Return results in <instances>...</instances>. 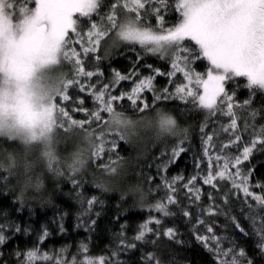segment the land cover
I'll return each instance as SVG.
<instances>
[{"label": "trees", "instance_id": "16d2710c", "mask_svg": "<svg viewBox=\"0 0 264 264\" xmlns=\"http://www.w3.org/2000/svg\"><path fill=\"white\" fill-rule=\"evenodd\" d=\"M109 1L103 0L99 14L76 17L77 30L92 23L107 24L106 16L111 7ZM177 2L168 0V8L161 9L165 29L174 27L181 20L176 10ZM154 7L158 5H149L141 10L140 23L158 30L157 18L151 14ZM125 12H119L118 20ZM130 14L135 17V12ZM90 19L94 21L88 24ZM121 21L124 19L121 18ZM43 27L38 26L34 34L40 36ZM115 30L111 29L101 41L99 54L89 53L85 56L80 49L81 57L86 59L83 61L85 70L99 71L102 75L88 82L84 77H78L71 66L61 65L63 69L67 68V75H74L72 80H79L85 87V91L81 92L80 84H74L72 88L76 95L70 104L58 98L56 107L57 110L64 108L73 120L90 121L83 127L73 126L60 113L62 117L57 124L63 130H60L61 133L74 132L79 138L75 141L76 145L83 138L91 140L90 144L84 142L78 150L86 160L85 165L71 168L69 175L62 169L61 163H55L50 167V173L60 176L54 174V178L45 173L42 167L37 172L33 166L29 172L23 164L11 170L0 167V226H3L0 234L5 237V242L0 244V264H29L26 254L30 251L37 252V258L31 264H58V261L62 264H84L86 260L96 264L101 259L104 264H219L214 244L208 241V248H212L209 251L204 242L197 239V236L212 235L221 239L222 249L234 248L237 253L244 250L245 255L240 258L243 264H249V261L251 264H264V251L258 246L260 240L257 233V229L264 225L261 219L264 208L233 188L229 179H217L215 188L203 182V178L209 174L210 162L213 171H216L217 164L223 165V160L214 159L217 154L235 158L246 145L251 144L254 128L264 123V91L249 88L244 77L226 82L225 88L233 96L232 102L243 103V106L234 109L241 139L226 153H220V146L235 138L231 131L223 130L230 123V118L219 113L210 115L207 110L194 104L192 98L182 100L174 95L177 86L186 81L183 73L177 72L172 77L168 75L173 72L175 50L162 57L139 44L125 45L115 38ZM111 40L118 41L114 43L116 47H110L113 44ZM184 44L198 51L194 43L185 41ZM83 45L88 46V39ZM188 68L202 75L207 72L208 64L203 58L192 59ZM156 70L163 75H156ZM115 72L129 78L114 84ZM148 76L155 77L154 90L144 91L136 106L127 98L114 104L116 111L122 113L124 118L140 119L136 139L125 136V129L133 127L132 121L127 127L117 128L106 123L109 119L106 112L101 113V121L90 117V113L99 109L98 102L87 91L90 85H96V90H99L107 84L111 93L119 96L122 92H131L135 83ZM191 86L195 87L194 84ZM157 96L160 99H156ZM79 100H83L82 105L77 103ZM245 101L250 102L245 104ZM144 103L148 107L140 111ZM81 107L87 111L74 110ZM253 111L255 117L251 115ZM160 116L172 117L176 121L174 129L163 131ZM250 120H253V125H246L251 123ZM101 134L104 151L95 156L93 153L101 141L96 138L94 143L93 138ZM209 136L213 137L210 155H205V141ZM75 142H69L66 138L62 141L63 146L65 143L67 146L64 148L65 155H60L65 165L72 162L69 155L75 150ZM12 146L0 140V160L7 163L5 158L9 154L14 155L18 147L16 143ZM178 148L183 151L174 157L173 152ZM24 156L19 158L34 161L36 157ZM105 170L111 171L113 176L104 177ZM230 171L234 172L235 169ZM240 171L243 175L251 173L250 190L264 195V191L257 187L264 185V146L256 145L250 158L240 165ZM177 177L181 179H175ZM192 177L198 179L191 185L192 191H189L185 185ZM169 184L175 189V203L168 205L172 214L164 216L155 211L154 206L167 202V196L172 194ZM25 185L28 189L23 196L21 189ZM197 189L199 200L195 198ZM90 200L94 201L91 205ZM209 208L214 214H208ZM185 211L189 212L188 216L184 215ZM154 219L160 223H150L148 226L152 231L146 233L143 240H136L141 225ZM209 227L213 233H208ZM241 228L247 235L241 232ZM168 229L174 230V238L164 235ZM45 256L48 259H43Z\"/></svg>", "mask_w": 264, "mask_h": 264}, {"label": "snow or ice", "instance_id": "6c2138e0", "mask_svg": "<svg viewBox=\"0 0 264 264\" xmlns=\"http://www.w3.org/2000/svg\"><path fill=\"white\" fill-rule=\"evenodd\" d=\"M35 3V12L28 23L33 28L40 23L47 26V39L49 41L47 62L59 65L61 60L74 61L76 75L86 77L88 80L102 75L99 71H86L80 54L75 49H72L70 53L65 51L66 37L69 32L80 35L77 32V20L74 18V14L78 13L82 17H90L93 13H97L102 0H35ZM153 4L158 5V7L151 10V14L157 18L158 30L140 23L141 10H145ZM168 6V0H117L116 3L111 5L110 13L106 16L107 25L91 24L89 31L86 33L88 46H83L82 40L76 42L82 44L83 54L87 56L89 53L97 52L101 41L109 34L111 29L119 28L117 35L121 40L138 43L153 54L159 53L163 57L167 52L174 49L173 72L168 73V75L172 77L180 72L183 73L187 81V83L177 86L174 95L182 100L192 98L194 104L198 105L200 109L207 110L210 115L219 113L230 118V123L223 130L225 132L231 131V135L235 138H230L227 144L220 146V153H226L227 149L237 144L241 139L237 127L238 117L234 111L238 105L233 104V96L226 91V82L234 78L244 77L249 88L264 90V0H178L176 10L180 13L181 20L174 27L165 29L161 9H166ZM118 7H122L129 13L135 12V17H129L126 22H120L117 18ZM2 19L3 16L0 14V20ZM185 41L194 42L198 51L186 47ZM200 58L206 60L210 66L206 72V78L200 74L193 77L192 72L188 70V64L191 60ZM182 62L183 66H181ZM156 75H163V73L156 70ZM114 77V84H119L120 81L129 78L119 72H115ZM154 79V76L145 77L135 83L131 92H122L119 96L113 95L110 86L107 84L99 90H96V85H90L87 91L93 96L94 101L99 104V109L90 113V117L96 121H101V113L106 112L109 114L107 124L114 125L117 128L127 127L130 121L124 118L122 113L116 111L115 102L127 98L133 106H136L137 100L140 99L144 91L154 90ZM74 84H80V91H85L84 85L79 80H60L56 97L58 96L66 102L69 101L68 89ZM193 84L195 87L191 86ZM199 89H202V92ZM165 92H167V89H165ZM156 99H160V97L157 96ZM249 102L245 101V104ZM77 103L82 105L83 100H79ZM54 107H57L56 104H54ZM147 107L148 105L144 103L143 108L139 110L144 111ZM74 110L87 111L82 107ZM58 111L64 117H67L73 126L83 127L84 124L90 123L89 120H73L62 107ZM251 115L255 117L256 113L253 111ZM175 125L176 121L172 117L161 116L160 127L163 131H171ZM97 139L101 141V144L93 153L95 156L104 151L103 134L98 136ZM121 139H123V136H121ZM212 139L213 137L209 136L205 141V155H210V142ZM257 144L264 146V127L260 129L259 133L255 134L251 144L246 145L239 156L232 158L226 154H217L214 159L216 161L223 160V165L217 164L216 171H213L210 162L209 174L203 178V182L215 188L217 187L215 183L217 179H229L233 188L243 192L246 197H251L261 208H264V195L255 194L250 190L249 175L251 173L243 175L240 171V165L250 158ZM113 148H115V143H113ZM181 151H183L182 148L174 150L173 156H179ZM211 159L210 157V161ZM197 167H199V164ZM230 169H235V171H230ZM175 179L181 178L177 177ZM197 179L198 177H192L185 187L192 191L191 185ZM173 183H175V180ZM257 187L264 191V185H257ZM168 188L172 194L167 196V202H159L154 206L155 211L162 213L164 216L172 214L168 205L175 203V189L172 188L171 184L168 185ZM195 198L200 199L198 189ZM93 202L90 200L89 204L91 205ZM208 214H214L212 208L208 209ZM184 215L188 216L189 212L185 211ZM261 219L264 220V217H261ZM150 223L159 224L160 221L158 219L146 221L141 225V231L135 237L136 240H143L146 233L152 231L148 226ZM200 223H203V221H200ZM237 227L240 226L237 225ZM240 230L247 235L243 228ZM207 231L213 233L211 227ZM2 232L3 226H0V233ZM257 233L260 240L258 246L264 251V225L257 229ZM164 235L174 238L175 232L173 229H168ZM197 239L204 242L206 248H208V241L214 244L219 264H243L240 258L245 255L244 250L241 249L237 253L234 248L222 249L220 247L221 239L215 235L210 237L197 236ZM4 242L5 237L0 234V244ZM208 250L212 251V248H208ZM26 257L29 264H31V261L37 258V252L30 251L26 254ZM43 259H48V257L45 256ZM58 264H62V262L58 261ZM84 264H94V262L86 260ZM96 264H104L103 259L96 262ZM249 264H251L250 261Z\"/></svg>", "mask_w": 264, "mask_h": 264}, {"label": "clouds", "instance_id": "9594fccd", "mask_svg": "<svg viewBox=\"0 0 264 264\" xmlns=\"http://www.w3.org/2000/svg\"><path fill=\"white\" fill-rule=\"evenodd\" d=\"M31 18L29 14L27 20ZM16 29L8 27L2 41L5 51L8 43L16 36ZM58 64L43 61L22 76H15L7 67L0 66V140L20 145L26 153L36 150L34 161H25L9 154L0 160V167H18L23 164L31 168L34 164L51 167L58 160L57 112L53 100L59 88L60 78L51 82L41 81L37 73L41 68H56ZM86 163L78 151L73 154L69 168H82Z\"/></svg>", "mask_w": 264, "mask_h": 264}, {"label": "rangeland", "instance_id": "374dc122", "mask_svg": "<svg viewBox=\"0 0 264 264\" xmlns=\"http://www.w3.org/2000/svg\"><path fill=\"white\" fill-rule=\"evenodd\" d=\"M102 2H103V0H102ZM109 2L112 5L113 3H116L117 1L111 0ZM35 7H36L35 0H0V14H2V16H3V19L0 20V41H2L4 33L6 32L8 27L11 26L12 28L16 29V31H17L16 36L8 43L6 51H5V48L3 47L2 43H0V66L7 67L8 71H10L12 74H14L17 77L24 75L26 72L30 71L36 65L42 64L43 61L47 60L48 49H49V41L47 39V26L43 23H40V24H37L33 28L29 25L28 20H27V16L29 14L31 15V17L33 16V14L35 12ZM109 8L111 10V7H109ZM119 8H120L119 12H122L124 10L122 7H118V9ZM118 9H117V17L120 16ZM98 10L99 11H97V13L98 14L101 13L100 8ZM92 15H94V13ZM78 16H80L78 13L74 14L75 19H76V17L78 18ZM129 17L134 18L129 12H125L119 18V21L121 18H123L124 21H121V22H126ZM93 21L94 20L90 19L88 24H90ZM103 24L107 25L106 23H103ZM38 26H44L43 31L40 34V36L39 35L36 36L34 34V32H36ZM90 27H91V24L89 26H85L84 28L77 30V32L80 33L79 38L75 32L70 31L68 36L66 37L67 43L65 44V51H68L70 53L72 49H75L76 52L80 54V49L82 48V44L77 43L76 41L82 40V42L85 43L86 40L88 39L86 33L89 31ZM115 29H116L115 30L116 33L114 34L115 38L120 40L125 45L138 44V43H132V42H127V41L121 40L119 38V36L117 35L119 28H115ZM111 41L113 42V44H110V47L111 48L116 47V45L114 43L117 44L118 41H116V40H111ZM190 42H192V41H190ZM192 43H194V42H192ZM186 47H190V46L187 44ZM101 49L102 48L100 45L97 52H95V53L99 54ZM108 50H109V47H108ZM168 53L171 54V53H173V51L170 50L166 54H168ZM166 54L164 55V57H166ZM80 58L82 59V61L86 60V59L83 60L81 55H80ZM63 64L71 66L75 70L74 61L62 60L61 63L59 65H57L56 68H41L39 70V72L37 73L38 78L43 82H51L53 79L56 78V76H58L60 78V80L66 81L68 79H71V77H73L74 75H67V72H68L67 68L63 69L62 67H64V66H61ZM207 64H208V62H207ZM209 67L210 66L208 65V68ZM188 70H190L192 72L193 77H195V75L198 74L197 71H195L194 69L188 68ZM75 72H76V70H75ZM202 75L206 78V72ZM80 77H82V76H80ZM84 78L86 81L90 82V80H88L86 77H84ZM185 83H187V81H184L183 84H185ZM73 88L71 86L68 89V92H70V94H68L70 96V100L73 97H75V95H76V91ZM200 91L202 92V89ZM58 98L60 99V97L57 96L53 100V108L57 112V124L60 123V120L62 117V115L57 110V108L54 107V104H56V106H57V99ZM60 100H62V99H60ZM70 100L68 101V103L70 102ZM233 104L238 105V106H243V103L241 105H239V104H236L233 102ZM225 108H226V106H225ZM148 115L149 114L144 115V116H148ZM159 118H161V116ZM126 119L128 121H132L133 127H131L130 129H127V130L125 129V134H126L125 136L128 139L129 138L136 139L138 136L137 127L141 121H140V119H137L136 121H134L133 119H129V118H126ZM158 119H157V121H158ZM249 122H251V123L246 124V125H253V123H254L253 120H250ZM158 125L159 124L157 123V126ZM262 127H264V123L262 125H260L259 128H254V131H253L254 137H255L256 133L260 132V129ZM57 128H58L57 131L59 133V143H58V147H57V153L59 156V160L56 162L57 163L56 165H59L61 163L60 165L62 166V169L65 170V172H67L69 175H71V172H70L71 168H69V166H68L69 164L65 165L64 162L61 160L62 157L60 155H65L64 148L67 147L66 143L63 146L62 141L64 138H66L67 141H69V142H75V141L77 142V140H79V138H76V135L72 131L61 133V131H63V130H61V128L59 126ZM254 137H253V139H254ZM96 138L97 137L95 135V137L93 138L94 143H95ZM90 141L91 140H86L83 138L81 143L76 145V142H75V146H76L74 148L75 150L73 152H71V154L69 155L70 156L69 159H71L73 157L74 153L78 152V150L82 147L83 144H85L87 142H88L87 144H90ZM12 144L15 145V143H13V142L12 143L8 142V145L12 146ZM16 145H17L18 149H16L14 151V155L18 156V158L21 155L22 156L25 155L24 157H28V155H30V156L35 155L36 156V150L35 149L33 150V152L31 154H28L25 152V150L20 145H18V144H16ZM35 159H36V157H35ZM41 167L43 168V171L45 173L51 174L50 173V169H51L50 167H46L42 164H34L33 165V169L35 172H37L39 170V168H41ZM25 168H26V170H29V172L31 171V168H27V167H25ZM0 169H2V168H0ZM12 169H16V167H14ZM54 174H56V177L60 176V174H58V173H54ZM54 174H51L53 178H54ZM105 176L108 178L112 177L113 173L111 171L105 170L104 171V177ZM26 189H28L27 185L24 186L23 190L21 189V194L23 196L26 193Z\"/></svg>", "mask_w": 264, "mask_h": 264}, {"label": "flooded vegetation", "instance_id": "af4514ba", "mask_svg": "<svg viewBox=\"0 0 264 264\" xmlns=\"http://www.w3.org/2000/svg\"><path fill=\"white\" fill-rule=\"evenodd\" d=\"M44 28V27H43ZM43 28H42V31H43Z\"/></svg>", "mask_w": 264, "mask_h": 264}]
</instances>
